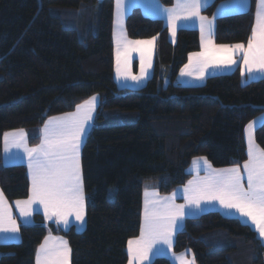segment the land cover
I'll return each instance as SVG.
<instances>
[{
  "label": "trees",
  "instance_id": "trees-1",
  "mask_svg": "<svg viewBox=\"0 0 264 264\" xmlns=\"http://www.w3.org/2000/svg\"><path fill=\"white\" fill-rule=\"evenodd\" d=\"M213 0L202 14L211 18ZM170 7L174 0H159ZM113 0H0V188L9 202L25 199L30 183L23 165L1 162L2 136L24 129L30 145L52 116L69 113L93 95L99 105L81 149L86 226L61 230L39 214L19 227L20 241L0 245V264H35L52 233L67 239L71 264H126V246L139 235L142 194L151 183L162 195L184 185L194 158L214 168L246 159V124L264 113V79L242 83L240 67L198 86L176 80L199 33L181 27L176 41L160 18L133 8L125 19L132 40L157 39L153 71L138 89L113 79ZM255 0L244 12L215 18L217 45L246 44ZM166 81V82H165ZM254 138L264 150V123ZM174 253L188 251L196 264H264V246L237 218L210 211L186 218ZM151 264H170L165 257Z\"/></svg>",
  "mask_w": 264,
  "mask_h": 264
},
{
  "label": "snow or ice",
  "instance_id": "snow-or-ice-1",
  "mask_svg": "<svg viewBox=\"0 0 264 264\" xmlns=\"http://www.w3.org/2000/svg\"><path fill=\"white\" fill-rule=\"evenodd\" d=\"M209 0H177L174 8L167 9V20L172 35L175 36L178 22L198 19L200 21L201 48L189 55V63L181 70V75L198 73L203 79L209 68L231 66L237 63L236 54H242L243 70L249 74L264 73V0L256 14L255 25L246 46L242 43L217 46L211 39L212 22L200 15L202 7ZM117 18L122 15V0H116ZM207 25V36L205 35ZM155 39V38H153ZM153 40L132 41L121 31L116 36V75L139 82L151 67V50L143 46L152 45ZM139 51L140 76H133L130 70L131 53ZM97 96L91 97L77 106V111L49 119L40 130L41 143L28 147L24 130L4 133V151L12 148L22 149L27 156V166L31 177V193L26 200L15 202L21 217L27 218L33 211L43 208L48 220L68 226L69 217L74 216L83 222L85 196L82 184L80 153L82 140L87 135L88 126L94 121L93 112L99 105ZM248 130L253 128L250 123ZM248 159L243 164L244 175L239 166L214 169L205 158L203 164L206 176L190 180L184 187V204L174 203V196L145 200L143 224L140 235L128 241V264H145L155 248L156 254L163 249L157 245L172 247V237L181 227L183 218L190 211L202 212L204 202H218L222 209L235 211L247 218L260 237H264V150L254 145L251 135L248 141ZM194 163H198L194 161ZM147 195V193H146ZM155 195V194H154ZM36 205L37 208L33 206ZM0 232H19V226L12 217L3 193L0 192ZM46 237L37 251L36 264H69L70 248L67 241L60 240L58 245L50 246ZM180 264H194L184 259V254L175 257Z\"/></svg>",
  "mask_w": 264,
  "mask_h": 264
},
{
  "label": "crops",
  "instance_id": "crops-1",
  "mask_svg": "<svg viewBox=\"0 0 264 264\" xmlns=\"http://www.w3.org/2000/svg\"><path fill=\"white\" fill-rule=\"evenodd\" d=\"M212 1L213 0H209L207 6L210 3H212ZM122 3L124 5V7L122 9V15H121V23L122 24L118 28L117 33H116L115 32L116 0H113V4H114L113 5V30H112L113 58H114L113 79H114L115 84L119 88L138 89V88L143 87L146 84V82L148 81V79L152 75L154 57H155L156 48H157V39L156 38L155 39L150 38V39L139 40V41L153 40V43L150 46H143L145 48V51H146V57H147V50L148 49L151 50V67L147 68V66H146V75L139 82H136V81H133V80H130V79L126 80L123 77L117 78L116 71H115V68H116V55H115V53H116V36L122 31L123 34L127 37L128 40H132V39H130L127 36L126 29H125V19H126V16L128 15V13L133 8H140V10L142 11V13L145 16H148V17H151V18H160L161 20H163V22L165 23V25L168 28L169 41L172 44H174L175 41H176V33H175V36L172 35L171 28L169 27L168 20H167V12H166V10L170 9V8H174L176 6V4H177V0H174L173 5L170 6V7L162 6L161 3H159V0H150V2L148 4L145 3V0H123ZM249 5H250V0H226V1H222V2L218 3L217 6L215 7L214 12H213L214 14H213V16L211 18L206 17L205 15L202 14V11L207 6L202 7L201 11H200V15L206 17L208 21L212 22V34H211L212 41L214 42L215 18L216 17L222 16V15H227V14H234V13L244 12V11H246L249 8ZM259 8H260V0H255V13H254L253 26L255 25L256 14H257V11L259 10ZM123 27H124V29H123ZM181 27L194 28V29H196L198 31V33H199V50L197 52L201 51L202 48H201L200 21L198 19H193V20H190V21H180L178 23L177 29H179ZM115 33H116V36H115ZM207 34L208 33H207V25H206L205 35L207 36ZM132 41H137V40H132ZM246 44H244V45L246 46ZM217 46H219V45H217ZM139 56H140L139 51H134V52L131 53L130 70H131V74L133 76H140V59H139ZM234 59L237 60L236 64L231 65V66H220V67H215V68H209L205 72L204 78L203 79H199L198 78V73H196V72H193L192 75H181V70L184 69V66L189 63V60L187 58L186 63L179 70L176 80H177V82L179 84H181L183 86H198V85L203 84L204 81L206 80V78H208L210 76L229 74V73L233 72L235 70V68L237 67V65H239V67H240V78H241V82L243 84L244 83H248V82H252V81H257V80H260V79H264V73L255 72L254 71L253 73L249 74L247 71L243 70L242 54H236L234 56ZM93 96H97L99 98L98 95H93ZM93 96H91V97H93ZM90 98H88L87 100H89ZM84 102H82L81 104H83ZM81 104H79V105H81ZM97 107H96L95 111L93 112L94 118H95V113H96ZM76 111H77V107L72 112L65 113V114H60V115H56V116H52L49 119H51L53 117L64 116L66 114H71V113H74ZM49 119H47V121ZM93 122H91L89 124L87 134L89 133V131H90L92 125H93ZM250 123L253 124V128L251 130H248L247 126ZM263 123H264V113H261V114L257 115L255 118H253L250 122H248L246 124V126L244 128V132H243V137H244L245 146H246V154H247V151H248L249 135H251V138H252V141H253L254 145L257 146L260 149V147L255 142L254 132H255L256 128L259 127L260 125H262ZM43 126H42V128H43ZM18 130H21V129L10 130V131H7V132L18 131ZM22 130H24V129H22ZM24 132L26 133V143H27L28 147H36V146H38L41 143V140H42V133L41 132H40V136H41L40 137V142H39L38 145H35V146L29 144L27 132L25 130H24ZM86 136L82 140V145H83V142H84ZM81 149H82V146H81ZM200 158H204V157L194 158L190 162V165H189V167L187 169V172L190 175V177L187 180V182L184 185L177 187L169 195L160 194L159 191L151 183H146L145 184V187L143 189V194H142V218H141V225L143 224L144 205H145V200L146 199L151 201V200L161 199L163 197L173 196V194H175L174 203H176V204H184L185 203L183 189H184L185 186L188 185V181L202 179V178H204L206 176L205 166L203 164V160H200ZM247 159H248V155H247ZM194 161H197L198 163H194ZM1 162H2V164L4 166L23 165L25 167V169L27 171V176H28V179H29V183H30V189H29V195H30V193H31V177H30L28 166H27V163H28L27 162V156L23 152L22 149H16V148H12L9 152L6 153L4 151V134L2 136V145H1ZM80 162H81V153H80ZM244 162L241 165H239V167L241 169L242 175H244V177H245L244 183H245V187H247L246 174L244 173V169H243ZM232 167H235V166H232ZM212 168H214V167L212 166ZM226 168H231V167H226ZM214 169H224V168H214ZM81 173H82V167H81ZM82 184H83V177H82ZM83 191H84V187H83ZM0 192H2L1 188H0ZM146 193H147V195H146ZM29 195H28V197H29ZM84 196H85V192H84ZM3 197H4V200H5L6 204L9 206V209H10V211L12 213L13 219L16 220L17 225L19 227L22 226V225H31V224H33V222H34L33 221V217H34L35 214L41 215L43 217V219L47 223L53 224L56 227H58V228H60L61 230H64V231L68 230L70 228H73L77 232H82L84 230L85 226H86V196H85V209H84L83 222L77 221L75 219V217L72 216V217H69V220H70L71 223L68 226H64L63 224H57L54 219L53 220L46 219L44 214H43L42 206H39L38 210L33 211L32 215H30L29 217H27V218L21 217V215L19 213V210L17 209L16 204H15V202L17 200H15L13 202H9L6 199L4 194H3ZM27 198L20 199V200H26ZM202 204L204 206V210L202 212L190 211L189 214L186 215L183 218L181 227H180V229L178 231H180L183 228L184 221H185L186 218L196 217V216H199L200 214H203L205 212L215 211V212H219L220 214H222L225 217L237 218L240 221H242L243 223L247 224L255 232V234L257 235V237L259 238V240L261 241V243L264 246V237H260L258 231L255 229V226H253L251 224V222L247 218L241 217L234 210L229 212L227 210L222 209V207L219 205L218 202H204V201H202ZM33 207L37 208L36 205H34ZM178 231H175L173 233L172 247L169 248L167 245H157L156 247L163 249L162 253L156 254V250L154 248L153 252L149 256V260L146 261L145 264H151V262L157 257H165V258H167L169 260L170 264H180L179 260L176 259L175 257H178L181 254H184V259L185 260L192 261L193 257L191 256V254L188 251H185V252H182V253H178V254L174 253V251H173L174 239H175V235H176V233ZM139 235H140V232H139ZM139 235L137 237H139ZM46 237H51V239L48 241L50 246L58 245L60 240L67 241V239L64 238L63 236L54 235L52 233H48V235ZM45 238L43 239L41 244L44 243ZM133 239H135V238H133ZM19 241H20L19 232H17V233L0 232V245L1 244H7V243H17ZM67 244H68V247H69L68 241H67ZM40 245L36 249L35 264H36L37 251H38ZM127 247H128V242H127V246H126V252H127ZM69 264H71V252H70V257H69ZM126 264H128V255H127V263ZM194 264H196L195 261H194Z\"/></svg>",
  "mask_w": 264,
  "mask_h": 264
},
{
  "label": "rangeland",
  "instance_id": "rangeland-1",
  "mask_svg": "<svg viewBox=\"0 0 264 264\" xmlns=\"http://www.w3.org/2000/svg\"><path fill=\"white\" fill-rule=\"evenodd\" d=\"M98 1H102V0H98ZM123 1V0H122ZM150 2V0H145V3H149ZM160 3V2H159ZM39 4H40V0H39ZM163 6V5H162ZM123 7H124V5H123ZM165 7V6H164ZM118 21V18H117V9H116V11H115V32L117 33V30H118V28L121 26V17L119 18V23L117 22ZM179 23V22H178ZM123 29H124V27H123ZM116 33H115V36H116Z\"/></svg>",
  "mask_w": 264,
  "mask_h": 264
}]
</instances>
